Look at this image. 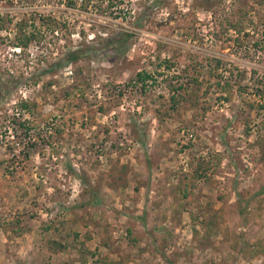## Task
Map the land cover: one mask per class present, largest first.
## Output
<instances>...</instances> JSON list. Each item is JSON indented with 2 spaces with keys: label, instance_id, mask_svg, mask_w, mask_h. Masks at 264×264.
<instances>
[{
  "label": "rangeland",
  "instance_id": "obj_1",
  "mask_svg": "<svg viewBox=\"0 0 264 264\" xmlns=\"http://www.w3.org/2000/svg\"><path fill=\"white\" fill-rule=\"evenodd\" d=\"M0 264H264V0H0Z\"/></svg>",
  "mask_w": 264,
  "mask_h": 264
},
{
  "label": "trees",
  "instance_id": "obj_2",
  "mask_svg": "<svg viewBox=\"0 0 264 264\" xmlns=\"http://www.w3.org/2000/svg\"><path fill=\"white\" fill-rule=\"evenodd\" d=\"M79 57L80 54L78 52H72L69 57L65 60L64 65L77 61ZM149 79H151V76L148 74H138L137 76V80L141 84H146Z\"/></svg>",
  "mask_w": 264,
  "mask_h": 264
}]
</instances>
